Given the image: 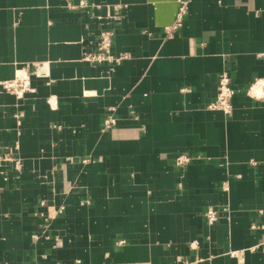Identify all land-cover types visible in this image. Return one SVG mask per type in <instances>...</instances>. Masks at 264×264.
Masks as SVG:
<instances>
[{
  "label": "crops",
  "instance_id": "obj_1",
  "mask_svg": "<svg viewBox=\"0 0 264 264\" xmlns=\"http://www.w3.org/2000/svg\"><path fill=\"white\" fill-rule=\"evenodd\" d=\"M114 5L128 58L81 61ZM222 71L227 114L207 109ZM18 76L21 98L0 86L18 162H0V264H264V0H0V83Z\"/></svg>",
  "mask_w": 264,
  "mask_h": 264
},
{
  "label": "built area",
  "instance_id": "obj_2",
  "mask_svg": "<svg viewBox=\"0 0 264 264\" xmlns=\"http://www.w3.org/2000/svg\"><path fill=\"white\" fill-rule=\"evenodd\" d=\"M106 9L108 10V14L105 17H90V20L96 29V35L94 41H90L88 45L84 47V52L81 57V61L88 64H120V62L128 58V55L126 54L114 56L111 53L114 33L108 25L109 22L116 20L117 12L120 9V6H106ZM186 11L187 1H178V7L173 23L170 26L164 28V35L166 37H172L178 32L186 15ZM85 28L87 29V26ZM256 85H258L261 90L260 98L264 99V81H256L254 86ZM0 86L8 93L15 95L17 98H21L25 92L29 91L27 79L20 76L16 77L14 80L0 83ZM253 87L250 89V92H252ZM216 93L215 100L207 106V109L212 111H221L225 114L230 113L232 108L231 101L235 95V91L231 87L230 77L227 71H222L218 76ZM252 96L256 98L255 95L252 94ZM114 122L115 120L113 118L108 117L104 120V127L109 128L114 124ZM3 159L9 162L16 161L12 158L11 150L5 152ZM3 159L0 158V162L3 161ZM191 162L192 158L190 156L180 155L174 159L173 164L175 167L182 168ZM16 165H18L17 161L15 163V166ZM223 189L226 190L225 185H223ZM223 210L224 209L212 207L208 208L204 214L206 222L209 225L216 223L220 219L221 212ZM258 215L264 217V211H258ZM250 228L252 230H264V222L259 223L254 221L250 225ZM229 256L231 258L242 260V256H238L236 252H230Z\"/></svg>",
  "mask_w": 264,
  "mask_h": 264
},
{
  "label": "bare ground",
  "instance_id": "obj_3",
  "mask_svg": "<svg viewBox=\"0 0 264 264\" xmlns=\"http://www.w3.org/2000/svg\"><path fill=\"white\" fill-rule=\"evenodd\" d=\"M261 91V90H260Z\"/></svg>",
  "mask_w": 264,
  "mask_h": 264
}]
</instances>
